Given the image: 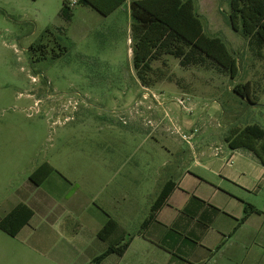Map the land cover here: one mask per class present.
<instances>
[{
    "label": "rangeland",
    "instance_id": "1",
    "mask_svg": "<svg viewBox=\"0 0 264 264\" xmlns=\"http://www.w3.org/2000/svg\"><path fill=\"white\" fill-rule=\"evenodd\" d=\"M65 1L0 0V206L46 162L88 183L90 154L99 152L123 164L127 179L118 183L149 211L176 153L225 146L232 130L258 118L233 90L263 73L264 62L232 30L230 0H195L208 35L238 59L239 77L231 80L210 61L183 68L165 56L143 90L126 14L107 19L78 4L66 20ZM173 119L191 127L172 126ZM254 203L264 213V192Z\"/></svg>",
    "mask_w": 264,
    "mask_h": 264
},
{
    "label": "crops",
    "instance_id": "2",
    "mask_svg": "<svg viewBox=\"0 0 264 264\" xmlns=\"http://www.w3.org/2000/svg\"><path fill=\"white\" fill-rule=\"evenodd\" d=\"M130 6L128 0L107 19L125 13L131 35ZM251 79L250 111L258 117L252 125L264 129V72ZM201 122L209 123L200 120L198 125ZM173 125L189 128L191 122L173 119ZM232 132L224 137L225 146L212 143L207 150L176 153L172 173L146 212L143 200L118 183L122 176L127 178L123 164L112 157L90 154L88 183L46 162L54 171L41 185L29 181L17 192L16 201L5 200L0 206V222L19 206L32 213L15 237L0 230V264H93L108 249L98 235L110 220L127 234L125 242L132 240L123 257L112 254L101 264H241L239 256L244 264H264V213L254 203L264 192V163L252 151L231 148ZM168 183L172 192L151 221L152 207ZM87 191L90 195L83 193ZM247 206L256 213L240 225ZM132 223L137 224L136 232ZM122 237L116 236L114 243Z\"/></svg>",
    "mask_w": 264,
    "mask_h": 264
},
{
    "label": "trees",
    "instance_id": "3",
    "mask_svg": "<svg viewBox=\"0 0 264 264\" xmlns=\"http://www.w3.org/2000/svg\"><path fill=\"white\" fill-rule=\"evenodd\" d=\"M128 0H80L79 4L90 7L107 18ZM131 40L133 46V64L138 80L142 85H149V77L154 62L165 56L179 60L181 67L189 68L206 61L225 71L231 80L239 77L238 59L220 37L208 35L203 21L198 14L195 0H131ZM69 1L64 2L63 17L70 20ZM229 21L234 31L240 33L248 46L258 57L264 58V0H230ZM234 94L241 101L254 104L249 83L238 84ZM228 143L233 149L252 151L263 163L264 129L258 125L247 126L232 132ZM258 146V149L256 148ZM54 171L48 164L41 165L30 177L35 185H41ZM172 185L167 184L161 191L151 210L150 220L168 200ZM256 213L252 206H247L240 225ZM32 216L26 206H19L0 222V230L11 237L28 222ZM123 236L114 243V238ZM127 234L114 220H110L100 231L98 237L108 244L107 251L94 260L101 264L108 256L117 254L123 257L128 250L131 238L125 242Z\"/></svg>",
    "mask_w": 264,
    "mask_h": 264
},
{
    "label": "built area",
    "instance_id": "4",
    "mask_svg": "<svg viewBox=\"0 0 264 264\" xmlns=\"http://www.w3.org/2000/svg\"><path fill=\"white\" fill-rule=\"evenodd\" d=\"M80 0H69L70 7H74L79 4ZM182 105V101L179 102ZM185 138V137H184ZM186 139V138H185Z\"/></svg>",
    "mask_w": 264,
    "mask_h": 264
}]
</instances>
